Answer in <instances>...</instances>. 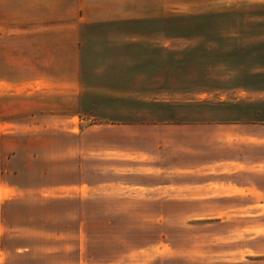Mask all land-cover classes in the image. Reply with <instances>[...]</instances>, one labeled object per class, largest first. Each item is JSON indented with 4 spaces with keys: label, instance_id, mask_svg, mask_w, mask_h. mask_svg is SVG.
<instances>
[{
    "label": "rangeland",
    "instance_id": "rangeland-1",
    "mask_svg": "<svg viewBox=\"0 0 264 264\" xmlns=\"http://www.w3.org/2000/svg\"><path fill=\"white\" fill-rule=\"evenodd\" d=\"M79 1H67L75 13ZM103 1L90 0L84 10H114ZM113 1L124 14L134 4L127 10L137 18L90 25L83 38L91 58L83 84L97 103L79 105L68 129L59 120L53 136L21 140L30 164L0 165V183L53 193V205L42 207L53 208V224H69L68 264H264L247 251L256 217L178 215L176 204L144 189L161 181L144 159L101 150L115 139L108 127L118 124H264V0ZM3 184L0 197H11ZM6 208L0 222L21 225L24 205Z\"/></svg>",
    "mask_w": 264,
    "mask_h": 264
},
{
    "label": "crops",
    "instance_id": "crops-1",
    "mask_svg": "<svg viewBox=\"0 0 264 264\" xmlns=\"http://www.w3.org/2000/svg\"><path fill=\"white\" fill-rule=\"evenodd\" d=\"M58 1L0 0V165L5 169L30 164L25 149L20 153L21 140L29 144L31 138L53 136L56 121L66 126L68 119L78 117L79 105L97 103L83 84L90 58L83 38L89 26L136 16L135 10H127L134 4L125 5V16L117 10L119 4L105 0L103 6L114 10L90 16L84 10L90 0L79 1L76 13L68 0ZM108 128L115 139L101 144V150L106 153L108 146L114 156L144 159L153 177L161 178L144 189L153 190L162 204H176L178 215L256 217L257 234L247 251L264 261V124L131 123ZM90 132L89 127L81 136ZM2 183L13 193L0 197V220L9 215L8 205L23 204L25 209H18L21 225L12 227L3 218L0 222V264H68L65 258L73 250L69 224H53V208L42 207L53 205V193L21 190L9 179ZM82 231L79 246L87 248Z\"/></svg>",
    "mask_w": 264,
    "mask_h": 264
}]
</instances>
